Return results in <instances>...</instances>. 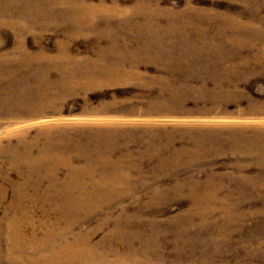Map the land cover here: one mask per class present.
Wrapping results in <instances>:
<instances>
[{"label":"rangeland","instance_id":"1","mask_svg":"<svg viewBox=\"0 0 264 264\" xmlns=\"http://www.w3.org/2000/svg\"><path fill=\"white\" fill-rule=\"evenodd\" d=\"M0 131V264L60 237L119 264H264V0H0ZM101 156L131 179L60 189ZM23 182L36 200L9 208Z\"/></svg>","mask_w":264,"mask_h":264},{"label":"bare ground","instance_id":"2","mask_svg":"<svg viewBox=\"0 0 264 264\" xmlns=\"http://www.w3.org/2000/svg\"><path fill=\"white\" fill-rule=\"evenodd\" d=\"M88 10L89 7L87 5L85 4L80 5V11L82 12L83 15H89ZM82 14L73 15V18L77 20V23L79 25H82L83 20H85ZM198 32L199 31H196L195 33ZM181 34H183V32H181ZM201 36L202 37H200V39L208 41L207 39H205L206 36L202 35V33ZM14 155L16 159L18 158L20 159V163L22 162L27 165L33 163V159H32L33 155L31 151H27L25 154L20 155L19 149H16L14 150ZM109 159L110 158L108 156H101L99 158L98 167H99V174L101 175L99 178L96 175V170H95L97 169L96 167H94V169L93 167L88 169L85 166L84 167L85 170H81L78 172V173L84 172V176L81 177L80 175H78V173L76 174L74 172L76 168H74L70 164L67 167L69 168L68 174L71 177L70 179L66 177L65 179H62L59 182L60 189L62 190L69 189V191H71V189L73 190L76 189L75 187H78L82 182H84V185H81V188L83 189L91 188V189H95V191L100 190L104 192V194L102 192V195L99 192H97L96 197L100 199L99 202L103 200L102 199L103 197L111 196L112 194L115 193L113 189L117 187L116 185H119L120 183H127L131 179V173H132L131 168L133 167V164L131 162L125 164L124 162H119V161H114L111 164H109L107 163ZM86 175L89 176L88 180H84ZM26 184L27 183L25 182L20 183V185L15 184L14 186L15 193L13 199L14 204H10L9 208H12L16 205H20L21 202H24V199H26V201L31 199L36 200L34 192L32 190L33 187L32 186L28 187L26 186ZM93 200H95L94 197L90 195L86 196L85 194H83L82 196L76 197V203H77L76 208L73 202L70 201L71 205H68L69 203H67V206H65V208H67L66 218L68 219L69 222L67 223L69 225L75 224V220L73 221L72 219H70V217L72 216L71 210L76 211V213H78L81 216L90 213L91 211L83 210V208L85 205L89 204L90 201L92 202ZM4 226L5 225L1 224L0 228L3 229ZM59 234H63V233L59 232ZM56 239L57 240L53 242H51L52 239L51 240L48 239V241L45 242V245L42 246L44 248V251H46V253L32 254L30 256L31 258L29 260L30 261L29 264H54L58 261L60 262L63 259L64 255L66 254L68 255L66 257V261H67L66 263L68 264H119L122 263L123 261L119 255H116L114 257L115 260L111 259L110 254H112L113 250L109 252L110 254L106 252H102L95 258V256H93L94 253L93 248L87 245L88 243L83 244V246L79 245L81 247L76 248L74 246L75 243L74 244L72 242L64 243L61 240V237ZM78 243L80 242L78 241ZM1 244H2V238L0 237V246ZM25 251H26V244L21 245L18 240L15 241V243H13L12 246H9L8 253L12 257V260H10V264H21L22 261L20 260L21 258L19 257L20 255L22 256L23 253H26ZM0 259L6 261L7 253L3 252Z\"/></svg>","mask_w":264,"mask_h":264}]
</instances>
